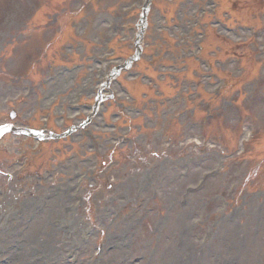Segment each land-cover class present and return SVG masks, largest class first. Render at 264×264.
Wrapping results in <instances>:
<instances>
[{
  "label": "rangeland",
  "instance_id": "374dc122",
  "mask_svg": "<svg viewBox=\"0 0 264 264\" xmlns=\"http://www.w3.org/2000/svg\"><path fill=\"white\" fill-rule=\"evenodd\" d=\"M89 1L96 3V0ZM132 1L134 0H117L118 4L114 9L110 8L114 2L105 3L100 11L110 8L103 11L115 13V16L119 17L121 8ZM233 1L236 3L234 6L239 9L238 15L241 12L240 18L238 16L235 20L256 24L257 30L260 31L261 28V33H264V0ZM67 2L70 3L66 5ZM75 2V0H0V123L10 121L9 113L15 111L17 114L16 122L13 121L15 124L25 122L29 127L42 126L46 132L48 130L60 132L88 114V110L84 108L93 102L96 89L93 87L94 83L92 86L87 79H91L92 75L89 74L87 78L83 75L84 69L79 73V85L76 86L71 83L77 76L76 71L65 72L62 66L58 69L56 64L52 66V71L42 69L41 75L38 72L34 74V69L28 68L26 71L23 70V74L27 76L18 78L22 62L46 66L50 64V59L48 54L42 53L44 61L41 62V49L32 51L31 46L25 45L43 43L48 38L45 34L35 35V43L27 36L25 41L19 43L16 26L26 32L29 25L46 23L44 31H47L49 29L47 23L53 21L55 9L66 7L65 13L74 14ZM182 2V8L178 9L175 4L172 7L168 0H154L148 17L143 58L131 71L121 75L126 88L136 97L140 95L141 90H146L143 84L152 87L145 76L158 79L164 91L163 95H178L176 104L155 109L162 120L151 126L153 122L151 120H154L155 116L149 113L136 115L135 109L141 107V102L138 99L137 102H131L125 97L124 90L113 84L115 97L111 102H104L100 106L91 124L82 130L84 137L73 134L60 141H45L41 146L23 136L5 135L0 140V221L4 220L1 226L5 223L1 227L3 230L0 231V254L7 257L10 264H21L26 256L35 264L39 262L44 264L46 261L45 253L51 238L43 227L44 201L40 200L42 203L38 204L37 201L44 198L47 192L58 189L67 190L65 207L72 210L73 216L72 219L59 222L67 225L73 220V223L80 221L86 223V227L92 231V240L83 245L88 244L91 255L97 247H102L104 240H108L111 243L105 244L107 254L109 252L114 254L116 250H111L116 249L117 245L120 247L124 244V252L116 255V259L125 257L124 260L135 264H148L149 255L144 248H150L152 245L150 235L152 228L156 229L158 224L166 222L170 224L174 221L177 211L173 210L179 208L177 202L183 187L193 186L205 170L216 169L217 162L221 159L220 153L223 159L225 157V153L222 152H231L232 155L225 167H220L216 176L209 179L206 185L203 184L201 193L194 195L197 198H193L187 207L182 208L185 209L183 212H189L187 224L202 211L203 222L206 223L202 230L206 232V238H203L202 232H194L191 238L202 247H193L187 237L184 241V236L181 240L183 242H177L173 249L171 248L172 264L187 261L191 253L194 254V259L198 260L197 264H264V52L261 51L260 45L261 42L264 44V37L262 39L255 37V27L249 35L240 29H237L236 34L225 30L224 26H231V22L236 24L234 20H230L229 24L225 20L223 25L210 26L204 41L207 47L204 54L214 64H222L219 70L225 75L227 83L223 93L219 95L222 98L215 99V96L212 100L209 90L213 87L205 83L202 84L201 96L189 99L185 94L191 87L196 86L195 82H198L197 76L201 69L191 59L184 61L180 59L183 57L182 53L178 48L175 49V40H178L179 34L174 36L168 25L163 23L162 16H159L160 14L168 16L167 11H173L176 15L174 23L178 25L181 22L180 12L188 5V0ZM30 3L43 5L38 12L30 8ZM200 4L202 6L204 2L201 0ZM88 12L90 11L81 13L87 16L88 24L87 22L81 24L77 19L79 15L73 19L68 16L69 20L64 17L52 23L54 27L62 25V35L70 36L72 40L73 48L71 52L67 51L70 53L67 54V63L75 64L81 55L83 60L86 55L89 57L94 53L101 54L102 51L96 52L95 48H99L102 38L113 39L115 59L128 56L132 51L131 46L127 45L128 42L130 44V37H111L105 25L106 17L102 18L104 15L98 17L94 9L91 10V15L87 14ZM182 17L185 20L190 18L186 15ZM76 28L78 32L82 31L80 35H76ZM14 42L17 43L13 44ZM20 44L22 46L17 47ZM255 51L259 53L258 56ZM30 52L32 55L28 60ZM252 52L254 54L249 58ZM230 60L232 62H229ZM175 64L179 65L177 71H174ZM184 70L186 83L191 86L187 89L171 81L173 76L178 77ZM48 74L51 78H48L46 83H40L42 80L38 82L41 78L50 76ZM160 77L169 79L162 80ZM16 82L23 83L17 86ZM82 82L85 87L80 84ZM80 92L86 96L80 99L76 97ZM202 99L212 101L221 112V116L216 117L209 125L212 130L207 129L211 140L210 144L205 145L209 149L205 151L206 154L198 153L200 147L196 148V145L200 144L199 138L188 134V130L191 129L187 128L188 116H185L194 115L195 111L202 114L204 108L199 104ZM195 106L200 109L196 110ZM242 108L245 110L244 118H247L244 122L234 117ZM180 110H184L180 122L184 124L185 132L183 138L181 136L167 151L160 133L164 125L170 130L178 128L177 124L180 122L167 125L165 121L175 111ZM121 111L126 120L115 118V113ZM59 115L63 117L59 118ZM46 117L51 118L47 124ZM104 121L117 123L120 132L115 134L116 137H120L123 132L133 139H139L141 134L148 133L143 126L149 125L154 147L145 146L144 143H138L137 146L131 143L124 145L127 140L125 137L118 143H113L111 135L114 131L105 128ZM255 130L258 137L256 142L255 138H252ZM249 137L254 141L250 144V150L242 153L240 140L245 142ZM94 154L98 155L101 164L84 185L82 197L84 201L81 207L77 208V203H80L78 197H75L80 190L78 182L83 179L82 172L91 173ZM15 162L18 164L14 165L11 171L9 167ZM215 173V170L211 172L212 175ZM76 177L80 179L78 182ZM133 178L137 179L133 190H143L146 197L133 201L132 196L126 194L120 202L110 204V207L118 212L110 218H100L103 209L100 207L102 199L105 197L113 199L116 191L124 189L127 180ZM177 180L181 182L175 186ZM28 198L31 199L27 200ZM130 209H134L136 216L132 226L123 229L124 232L121 233L108 230L109 223L123 219L124 214ZM192 210L196 213L189 216ZM3 211L6 217L9 215L7 227L6 217H1ZM18 211L19 219L15 220L13 214ZM35 223L36 236H31V239L28 237L26 244H29L26 250H23V241H19L18 236L12 238L15 242L8 244L9 231L16 228L15 224L18 227L30 225L28 235ZM173 229L174 227L171 229L172 232ZM139 232L143 235L142 238L138 237ZM140 243L141 247L137 248ZM214 246H218V249ZM79 247L80 242L73 248L77 250ZM68 252H73V249L64 250V253ZM60 253L57 250L55 256L45 264H67L62 260ZM87 254L82 253L85 259L81 262L84 264H90L87 263L89 260L86 258ZM177 254L179 256L175 260ZM137 256L142 258L140 262L136 260Z\"/></svg>",
  "mask_w": 264,
  "mask_h": 264
},
{
  "label": "bare ground",
  "instance_id": "6f19581e",
  "mask_svg": "<svg viewBox=\"0 0 264 264\" xmlns=\"http://www.w3.org/2000/svg\"><path fill=\"white\" fill-rule=\"evenodd\" d=\"M137 179H129L127 180L126 186L124 189L116 191L115 197L113 199L105 198L102 202L103 207L100 218H107L112 217L115 212H118V210H115L114 208L110 207V204L115 202H120L122 199H124L126 194H129L132 196V198H138L142 199L144 197V192H137L133 190ZM181 181L177 180L175 183V186H177ZM185 187V186H184ZM183 187V188H184ZM122 188V186H121ZM182 191V190H181ZM31 198H28L27 200H30ZM120 199V200H119ZM40 200L44 201V206L42 208L43 210V216H44V223L43 227L46 230V234L51 238L48 245H47V252L45 253L46 261L44 264L51 259V257L55 256V252L58 250L61 255L62 260L66 262V253H64V250L67 248L73 249V258L74 256L77 257L76 264H84L81 262V260L85 259V257H82L83 252H87L86 258L89 260L87 263L91 264H135V262H129L128 260L123 259H116V255H121V253L124 252V244H122L120 247L117 245L116 249H113L111 251H115L113 254L112 252H109L107 254V248L106 245H110V241L104 240L102 243V247L97 251H93L92 255L90 254L91 250L87 245H83V243H86L88 240L90 242V231L87 227H81L80 223H73V221L70 222V225L64 224L63 222H59L61 220H64L68 217V219H72V212L69 213L68 210L65 207V195L61 191L56 197L50 196V200L46 202V199H39L37 201L38 203H42ZM119 200V201H117ZM109 205V206H108ZM188 205H186L187 207ZM119 207V203L117 205ZM185 208V207H184ZM185 209H174L173 211H177V215H175V219L173 222L168 224V222L164 224H158L156 229L152 228V231L150 233L152 238V245L150 248L146 247L149 255L148 264H172V253L171 248L173 249L174 244H177V242H183L181 241L184 237V241H186V237L189 239L192 246H200L197 242L194 240H191L193 233L198 232L201 228L206 226V223L201 221L200 226L197 228L191 227L186 223V220H188V211L183 212ZM103 211L105 213H103ZM112 214V215H111ZM118 214V213H116ZM14 215V219H19L20 212L18 211ZM26 215V214H25ZM23 215V216H25ZM28 215V214H27ZM37 215V214H36ZM77 217V216H76ZM135 211L134 209H130L126 214H124V218L121 220H118L116 223H109L108 230L113 231V233H121L123 229H128L130 226L133 225V219L135 218ZM34 220V219H31ZM13 224V223H11ZM8 225V222H6V227ZM16 228L10 229L7 242L8 244L15 242L14 239H12L14 236H18L19 241H23V250H26V246L29 244H26L28 241V237L31 239V236H36L37 232V223H35L31 229L30 232L27 230L30 227L29 226H20L18 227L17 224ZM172 227H174L173 232L171 231ZM1 230V227H0ZM145 234V233H143ZM188 234V235H187ZM211 234V239H212ZM92 236V235H91ZM141 238L143 235L139 232L138 237ZM191 236V237H190ZM17 238V239H18ZM210 238L208 242L210 241ZM24 239V240H22ZM114 240V239H113ZM78 242L81 243V247L76 250L73 248L74 246H78ZM26 244V245H25ZM106 244V245H105ZM212 244V243H211ZM213 246V245H212ZM137 248L141 247V243L136 246ZM215 249H218V246H214ZM152 250V251H151ZM125 254V253H124ZM178 254L175 256V260L178 258ZM2 257V254H0V259ZM188 262L186 264H197L198 260L194 259V254L191 253L189 257H187ZM21 264H35L32 263L30 258L26 256V258L22 261ZM1 264V263H0ZM37 264H41L40 262ZM176 264V263H174Z\"/></svg>",
  "mask_w": 264,
  "mask_h": 264
},
{
  "label": "water",
  "instance_id": "95a60500",
  "mask_svg": "<svg viewBox=\"0 0 264 264\" xmlns=\"http://www.w3.org/2000/svg\"><path fill=\"white\" fill-rule=\"evenodd\" d=\"M0 133H1V131H0Z\"/></svg>",
  "mask_w": 264,
  "mask_h": 264
}]
</instances>
